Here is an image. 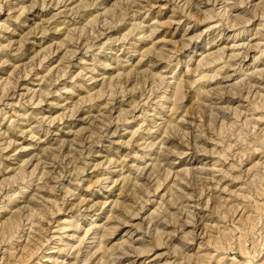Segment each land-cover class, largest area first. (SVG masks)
<instances>
[{
  "label": "rangeland",
  "instance_id": "374dc122",
  "mask_svg": "<svg viewBox=\"0 0 264 264\" xmlns=\"http://www.w3.org/2000/svg\"><path fill=\"white\" fill-rule=\"evenodd\" d=\"M0 264H264V0H0Z\"/></svg>",
  "mask_w": 264,
  "mask_h": 264
},
{
  "label": "bare ground",
  "instance_id": "6f19581e",
  "mask_svg": "<svg viewBox=\"0 0 264 264\" xmlns=\"http://www.w3.org/2000/svg\"><path fill=\"white\" fill-rule=\"evenodd\" d=\"M57 2V1H56ZM229 19V18H228ZM154 29V28H153ZM208 59V58H207ZM211 76H213V75H211ZM8 93V92H7ZM182 119V118H181ZM165 141V140H164ZM162 146V145H161ZM160 146V147H161ZM47 151V150H46ZM59 152V151H58ZM9 157V156H8ZM5 158V157H4ZM27 164V163H26ZM38 165V164H37ZM30 201V200H29ZM8 222V221H7ZM186 223V222H185ZM17 251V250H16Z\"/></svg>",
  "mask_w": 264,
  "mask_h": 264
}]
</instances>
